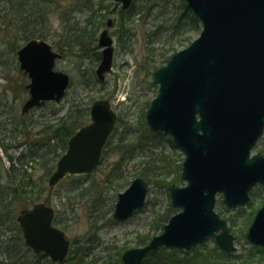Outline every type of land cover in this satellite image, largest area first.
Returning <instances> with one entry per match:
<instances>
[{
  "label": "water",
  "instance_id": "obj_1",
  "mask_svg": "<svg viewBox=\"0 0 264 264\" xmlns=\"http://www.w3.org/2000/svg\"><path fill=\"white\" fill-rule=\"evenodd\" d=\"M126 9L131 0H114ZM201 22V30L187 46L175 51L143 81L157 83L158 92L145 111L152 130L169 134L184 153L180 177L168 191L173 213L144 245L121 254V264H142L159 247L189 250L214 237L226 252L236 250L228 222L214 209L216 194L229 208L244 206L256 183L264 185V154L251 155L264 130V0H185ZM99 33V80L111 70L112 38L108 27ZM18 67L28 77V98L21 112L46 101L59 102L70 75L54 68L62 54L43 38H30L17 50ZM90 120L68 139L47 182L52 187L66 173H88L100 162L102 147L113 130L116 112L105 98L94 100ZM147 183L141 177L117 195L112 217L125 219L145 202ZM52 206L37 202L22 209L16 220L24 243L52 261H63L69 250L64 231L52 223ZM249 242L264 245V202L246 230Z\"/></svg>",
  "mask_w": 264,
  "mask_h": 264
},
{
  "label": "rangeland",
  "instance_id": "obj_2",
  "mask_svg": "<svg viewBox=\"0 0 264 264\" xmlns=\"http://www.w3.org/2000/svg\"><path fill=\"white\" fill-rule=\"evenodd\" d=\"M52 1L55 5L47 3L46 6V9L52 7L54 10L45 18L47 35L44 38L63 54L56 61L55 68L70 74L71 84L59 103H47L34 107L27 113H21V105L28 93L24 88L27 77L19 70L16 55L17 48L25 42L21 35L23 30L20 26V13L22 10L26 14H32L34 10L35 13H40L43 3L42 0H0V183H6L10 155L15 157L24 154L27 158L47 148L51 150L56 147V137L48 130L51 125L57 123L60 114L74 96L78 100H90L89 103L98 98L109 99L111 106L121 118L119 121L121 126L114 131L106 144L101 163L86 176L92 188L91 192H94L93 196H88L87 190L82 194L79 193V189L72 190L71 178L63 179L52 190L46 192L48 196L46 203L54 207L58 225L65 230L68 238L75 242L74 245L86 243L83 239L95 236V247L91 255L83 258L85 264H94L89 261L91 259L103 264L109 255L114 259L122 245L137 246V238H149L158 233L163 222L160 214L165 212L171 203L167 183L174 182L178 185L185 183L178 176L181 168L177 165L182 162L184 153L169 142L167 137L170 136L162 133V137L147 143L150 137L145 111L158 92V84H149L142 80L145 74L143 63L159 59L161 54H168L166 50L171 52V48L178 50L185 47L198 36L201 24L200 28L186 27L181 34L175 33L170 36L164 26L174 21L181 12V0H148L150 4L155 1L156 6L146 11L145 15H136L126 22L131 32L130 38L126 40L116 22V11H110L116 4L113 0H106L105 11L108 13L105 14L103 23H98L94 39L80 46L68 45V28L75 19L79 25L86 22L90 26L97 22L98 16L92 15L91 21L87 22V14L83 8L82 11H74V18L65 20L64 16H59V11H68L76 4L82 5L83 0ZM17 2H21V8L16 5ZM108 17L113 18V23L108 28L114 49L112 70L105 75L103 81L94 80L84 84L86 76H89L91 71L96 78L95 68L100 58H96L94 52H98L100 56L98 36L105 27L104 22ZM139 139L144 142V147L137 150L132 157H128L124 149L131 144L136 145ZM118 147H121V150H118ZM257 151L264 153V132L253 148V152ZM50 154V152L45 154L46 160L49 159V163L55 162L56 155ZM168 156L174 159L176 167L174 171L167 172L166 177H162L167 181L166 185L156 181L161 178L148 180L147 176H143L148 182L144 207L124 220H110L118 192L124 190L134 177L141 175L140 168L146 162L153 167V171H166L159 166L164 163L163 158ZM27 168L33 178H39L45 173L43 163L39 159L33 161L32 166ZM251 191L253 192H250L249 201L244 206L235 208L223 204L220 194L216 196L215 210L227 220L230 232L235 236L236 250L224 258V264H264V249L251 244L245 237L256 209L264 201V187L257 184ZM46 193L41 194L39 199L28 198L25 203L30 205L32 201H42ZM93 197L99 206L89 217L88 204L92 202ZM171 208V211L173 210L171 213L176 212L177 208L172 206ZM91 222H95V226H92ZM214 243L215 240L211 237L200 244L211 248ZM191 249L192 247L188 251ZM26 253L25 257L28 259L32 261L38 259L37 254L31 249ZM38 261V264L52 263L45 258Z\"/></svg>",
  "mask_w": 264,
  "mask_h": 264
},
{
  "label": "trees",
  "instance_id": "obj_3",
  "mask_svg": "<svg viewBox=\"0 0 264 264\" xmlns=\"http://www.w3.org/2000/svg\"><path fill=\"white\" fill-rule=\"evenodd\" d=\"M106 0H83L82 5H73L72 8L68 11L60 10L59 16H64L65 20H70L74 18V11H82L85 8L86 21L90 22L92 19V15L98 16L97 22H93L92 25H87L86 22L83 24H78L75 19L71 24L69 29V40L68 45H82L84 42L92 41L95 37V32L99 27L98 23H103V18L106 13ZM137 2V4H136ZM153 3H149L148 0H132L131 5L126 9H120L118 6L110 11H116V22L119 26L121 34L127 40L130 38L131 32H129V28L126 26V22L131 20L134 16H142L148 10H152L155 5V1ZM43 9L40 13H35L34 10L31 12L32 14H26L22 10L20 13L21 18V29L22 38L28 40L32 37L44 38L46 37L45 26H46V17L50 11L54 9L50 7V9H46L47 3L54 4L52 0H42ZM114 4H116L114 2ZM138 4L139 8H138ZM16 5H19L21 8V2H17ZM55 5V4H54ZM143 6V7H142ZM156 6V5H155ZM75 7V8H74ZM18 8V9H20ZM181 12L177 15L176 19L172 21L170 24L164 26L166 30L169 31V35L173 36L176 34H181L185 31L186 27H195L200 28V22L197 17L193 14V12L187 7L185 0H181ZM78 9V10H77ZM104 10V12H102ZM148 13V12H147ZM40 16H44V18H40ZM73 16V17H72ZM74 23H77L74 25ZM106 23V21L104 22ZM162 27V26H161ZM155 33V31H154ZM65 45V44H64ZM67 44L65 46H68ZM62 48V46H60ZM82 48V47H81ZM170 50H166L168 54H161L159 59H153L144 61L143 67L145 72L154 70L160 66H162L165 62L168 61L170 55L176 51L175 48H171ZM94 52V51H93ZM96 58H99V53L94 52ZM97 80L94 77V72L91 71L89 76H86L84 80V84L90 83V81ZM98 81V80H97ZM22 85V84H21ZM23 86V85H22ZM90 100H78L75 96L72 98L66 108H64L63 112L60 114L57 123L55 125H51L49 128V132L53 137H56V147L53 149L41 151L32 154L31 156L25 158L24 154H19L18 156H11L9 159L11 160L9 164V172L7 174L6 183H0V264H38L40 260L43 258L48 259L43 254H37V260L32 261L28 259L26 256V252L30 251L28 247H26L23 243V238L21 235V229L16 221V215L19 210L23 208H27L29 205L26 202V199L33 198L39 199L40 195L46 193L48 190L47 186V177L51 173V171L55 167L56 159L59 155L66 149L68 138L83 124L88 121L89 118V103ZM53 103V102H47ZM46 103V104H47ZM59 109V108H58ZM121 118L117 116V122L114 127V131L120 127L119 121ZM148 128V127H147ZM113 131V133H114ZM148 136L150 139L147 140V143H151L152 140H157L158 137H162L163 134L160 131H152L149 128L147 129ZM144 139V138H142ZM135 144H131L128 148L124 150L128 153V157H132L136 151L142 149L144 146V142L140 141ZM169 142L175 146L174 142L170 137H167ZM110 140V139H109ZM109 142V141H108ZM107 142V143H108ZM156 145V143L154 144ZM57 149V150H55ZM121 150V147L117 148ZM58 151V152H56ZM137 151V152H138ZM51 153L50 155H56L55 162L49 163V159L46 160L47 153ZM105 152V150H104ZM40 160L43 163L45 173L39 178H33L32 173L28 171L27 167L32 166V162L36 160ZM164 163L161 164L160 168H165L164 170L153 171V167L149 165L148 162L141 169V175L147 176V179H160L156 181H160L162 184L167 183L165 178L166 173L169 171H174L175 161L172 157L163 158ZM29 164V166H27ZM179 168H181V163L177 164ZM87 174H71L66 175L63 179L71 178L70 184H73L71 187L72 190L79 189V193L82 194L85 190L88 191V196L94 194L91 192V186L88 184V180H86ZM179 176V175H178ZM1 178V176H0ZM179 178V177H178ZM148 179V180H149ZM62 180V179H61ZM60 180V181H61ZM169 184V183H167ZM261 187H264L261 185ZM253 192V191H251ZM35 198V199H34ZM92 202H89V217L91 213L97 209L99 206L96 202V198L93 197ZM32 201L30 204H32ZM171 204H169V208L160 214L163 223L168 219L171 212ZM110 220L114 221L111 217ZM92 226H95V222H91ZM95 230V228H94ZM95 236L93 238L83 239L86 243H80L78 246L74 245L70 247L69 254L67 256L68 262L73 264H85L83 258L90 256L95 244ZM147 237L137 238L136 245H140L146 242ZM74 242V241H73ZM205 244H200L198 246H194L190 251L186 252L178 248H159L151 253H149L143 260V264H224V258L230 256V253H227L221 250L215 243L211 248L204 246ZM128 248L125 244L122 245L116 253V257L114 259L110 258V255L105 260L103 264H120L121 263V253L123 250ZM259 249L264 247H259ZM264 251V250H263ZM160 255V256H158ZM90 262H94V264H101L96 262L97 260L91 259ZM52 264V263H51Z\"/></svg>",
  "mask_w": 264,
  "mask_h": 264
},
{
  "label": "flooded vegetation",
  "instance_id": "obj_4",
  "mask_svg": "<svg viewBox=\"0 0 264 264\" xmlns=\"http://www.w3.org/2000/svg\"><path fill=\"white\" fill-rule=\"evenodd\" d=\"M87 175H88V174H87ZM46 194H47V193H46ZM46 194L43 196V199H42V201H44L45 203H46V201H48V197H47ZM46 204H48V203H46ZM48 205H50V204H48ZM53 208H54V207H53ZM53 222H54L55 225L59 226V225H58L59 221H58L57 218H56V212H55V209H54ZM59 227H60V226H59ZM61 228H62V227H61ZM62 229H63V228H62ZM64 231H65V230H64ZM65 233H66V232H65ZM66 235H67V234H66ZM66 237H68V236H66ZM74 243H75V242H72V241L70 240V244H71L70 247H71V246H74ZM68 254H69V253H68ZM67 256H68V255H67ZM64 262H65V263H69L67 257H66V259H65Z\"/></svg>",
  "mask_w": 264,
  "mask_h": 264
}]
</instances>
